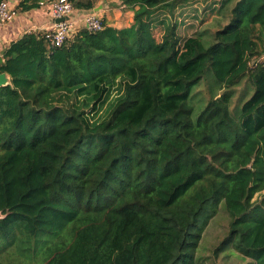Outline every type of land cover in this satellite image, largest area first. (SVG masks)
Segmentation results:
<instances>
[{
    "label": "trees",
    "instance_id": "trees-1",
    "mask_svg": "<svg viewBox=\"0 0 264 264\" xmlns=\"http://www.w3.org/2000/svg\"><path fill=\"white\" fill-rule=\"evenodd\" d=\"M189 1L120 0L131 26L103 19L57 47L28 32L0 57L11 77L0 86V239L15 240L16 264H195L224 207L219 248L264 264V62L250 65L264 54V0H237L210 45L190 32L197 18L175 16ZM209 70L223 92L194 118L190 98ZM247 76L252 94L233 112Z\"/></svg>",
    "mask_w": 264,
    "mask_h": 264
},
{
    "label": "rangeland",
    "instance_id": "rangeland-1",
    "mask_svg": "<svg viewBox=\"0 0 264 264\" xmlns=\"http://www.w3.org/2000/svg\"><path fill=\"white\" fill-rule=\"evenodd\" d=\"M205 1L206 0H193L183 5H177L175 7L174 13L176 17H181L182 21L185 22L186 20L189 21L190 17L197 18L198 21L195 20L194 27L191 28L190 32H193L196 28H199V31L206 39H204L206 44L210 45L209 43H211L215 32L228 23L231 9L233 8L237 0H233L227 7H224V9L221 10L220 13H215L211 17L212 19L209 22L202 24L199 21L201 19L203 20L207 16V14L209 16L213 12H208V8H214L213 5L215 4V2H217L216 5H218V7H221L223 0H208V2ZM260 47L262 48L263 45L261 44ZM205 76L206 77L195 88L190 98V103L194 107V118L198 117L200 112L208 103L211 95H217L223 92L221 90H213L211 84L212 81H214L215 77L212 70H209ZM232 89L234 90V97L232 100L231 108L233 109V112L240 113L242 109L241 101L245 98H248L252 94V81L247 76L241 81L239 85H236ZM119 93L120 87L116 85L112 89V96L110 97L109 101L98 112L99 116L104 117L107 115L111 101L116 98ZM262 194H264V192ZM258 197L260 196L258 195L256 198ZM230 220L231 217L225 207L221 208L215 216L209 219L202 231V237L197 249L195 264H254V262L250 258H247L240 254L232 247V245L224 248H219L221 247V244L229 231ZM6 243L12 244L8 245L5 249H2L5 245H7ZM15 252L16 242L14 239H12V236L3 237L0 239L1 260L9 264H16V260L21 261V258L16 255ZM37 262L38 261H35L34 263Z\"/></svg>",
    "mask_w": 264,
    "mask_h": 264
},
{
    "label": "crops",
    "instance_id": "crops-1",
    "mask_svg": "<svg viewBox=\"0 0 264 264\" xmlns=\"http://www.w3.org/2000/svg\"><path fill=\"white\" fill-rule=\"evenodd\" d=\"M21 0H11L12 6L18 7ZM94 8L76 9L71 19L79 28H83V18L87 12L99 14L109 25L117 28L131 26L134 23V10L122 5L120 0H93ZM51 0H41L40 6L28 11H18L15 18L0 25V57L6 52L11 42L20 39L28 32L42 33L54 29L58 20L54 17Z\"/></svg>",
    "mask_w": 264,
    "mask_h": 264
},
{
    "label": "built area",
    "instance_id": "built-area-1",
    "mask_svg": "<svg viewBox=\"0 0 264 264\" xmlns=\"http://www.w3.org/2000/svg\"><path fill=\"white\" fill-rule=\"evenodd\" d=\"M50 5L56 19L68 17L65 20L57 22L54 29L44 32L50 46L57 47L63 45V43L76 33L79 28L71 19V15L75 11L74 4L71 0H51ZM16 13L17 10L12 6L11 0H2L0 2V25L12 21L15 18ZM102 20L103 18L97 13L87 12L83 18V27H87L88 30L102 29L104 27ZM263 62L264 54L253 58L250 61V65L254 66Z\"/></svg>",
    "mask_w": 264,
    "mask_h": 264
},
{
    "label": "water",
    "instance_id": "water-1",
    "mask_svg": "<svg viewBox=\"0 0 264 264\" xmlns=\"http://www.w3.org/2000/svg\"><path fill=\"white\" fill-rule=\"evenodd\" d=\"M68 17H62L57 19L58 21H62L67 19ZM83 31H88L87 27L82 28ZM11 82V77L7 72H0V86L7 85ZM0 218H1V213H0Z\"/></svg>",
    "mask_w": 264,
    "mask_h": 264
}]
</instances>
